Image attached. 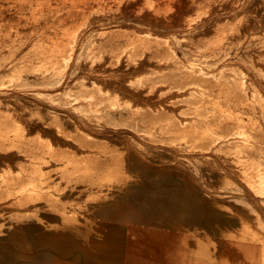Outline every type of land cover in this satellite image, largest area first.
Returning <instances> with one entry per match:
<instances>
[{
	"label": "rangeland",
	"instance_id": "374dc122",
	"mask_svg": "<svg viewBox=\"0 0 264 264\" xmlns=\"http://www.w3.org/2000/svg\"><path fill=\"white\" fill-rule=\"evenodd\" d=\"M158 1L37 17L0 2V264L46 232L100 243L141 200L160 236L139 264H225L245 245L264 263V0H163L149 18ZM109 84L128 107L110 111ZM129 156L215 217L165 220Z\"/></svg>",
	"mask_w": 264,
	"mask_h": 264
},
{
	"label": "bare ground",
	"instance_id": "6f19581e",
	"mask_svg": "<svg viewBox=\"0 0 264 264\" xmlns=\"http://www.w3.org/2000/svg\"><path fill=\"white\" fill-rule=\"evenodd\" d=\"M135 1L136 0H128V3L133 4ZM0 2L10 3V5H8V9L15 15L31 14L32 16L37 17L41 15L55 16L65 13L87 12L90 8L89 5L91 0H0ZM128 3L126 4L129 5ZM122 5H124V3H122ZM122 5L121 7H123ZM169 11L170 9L166 1L159 0L157 2V6H155L150 11L148 17H157L159 19L161 17L166 18L169 14ZM90 42L91 41H88L87 45L88 43L90 44ZM98 84L102 85L104 83ZM103 89H105V87L101 88L100 91ZM107 91L109 94H112L111 96L117 98L116 101L111 100L108 102V104H106V106L110 108V111H117L126 108V100L121 98L122 94L114 84H109L106 87V92ZM90 93L91 92H89V94ZM98 95L101 96L104 94H99L98 91ZM105 98L106 101L110 100L109 97ZM116 145L117 144H108L106 146H109V149L101 148L102 154L113 151L115 148L114 146ZM129 158L132 161V165L136 168V177L138 178L137 180L142 182V184L144 183L145 185L143 186H147L148 191L146 190L147 192L144 191V193L146 192L147 194L148 203L150 206H157V209L160 210L159 213L164 215L165 220H172L173 218L176 220V222L183 225V223L189 220L199 219V221H202L203 219L209 220L210 218L212 219L215 217L214 214L209 212L205 214L203 208H201L200 212H197L195 209L192 210L193 208H197L196 206L198 205H196L195 198L192 197L188 189H184L181 186L175 187L173 185L175 182L174 180L173 183L169 182L168 178L166 177L170 175V172L167 169L161 170L158 173L155 172L154 169L149 168V166H147L141 158L133 156H129ZM116 206L118 207L116 208ZM116 206V211L111 213L109 217L111 220H113V222H116L117 227L107 228L104 241L100 243L89 242L90 245L85 247L80 246L76 241L77 239L75 240L74 237L72 238L70 235L53 234V232H46L48 234L39 239L31 237L30 239L23 238L21 241L16 242L12 240L15 242L14 244H11H13L12 247L15 253L16 264H139L137 258H139L141 255L151 257L152 254L149 251V247L151 246L150 243L154 240H157L160 235L156 228L149 227V224H152L153 222L144 216V212L142 211L143 207H140H146V202L141 200L132 204L128 201H121ZM111 207L113 208L112 205ZM101 208L99 209H104ZM93 212H95V210ZM135 224L145 225L140 228L135 226ZM34 232L35 228H33V233ZM4 240L7 241V239ZM8 240L10 243V239ZM11 244H9V246ZM129 257L135 258V260L129 261ZM0 259H3V257Z\"/></svg>",
	"mask_w": 264,
	"mask_h": 264
},
{
	"label": "crops",
	"instance_id": "0c3cea01",
	"mask_svg": "<svg viewBox=\"0 0 264 264\" xmlns=\"http://www.w3.org/2000/svg\"><path fill=\"white\" fill-rule=\"evenodd\" d=\"M264 231V230H263ZM236 253V252H235ZM256 249L254 246L252 245H245V246H241V248L239 249V251L236 253V257H232L231 261L229 263H225V264H261L258 261H256ZM229 254V252H226L225 255L223 252H221L220 254H216V260L215 264H220V262L218 261V259H223V258H228V256L230 255H226ZM233 254H231L232 256ZM202 259H199V264H206V261L203 262L201 261ZM221 264L222 261H221ZM264 264V263H263Z\"/></svg>",
	"mask_w": 264,
	"mask_h": 264
}]
</instances>
